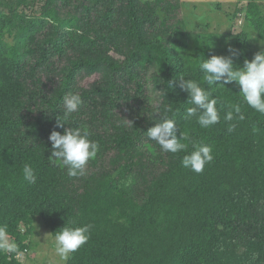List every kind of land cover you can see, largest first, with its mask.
I'll use <instances>...</instances> for the list:
<instances>
[{
    "label": "trees",
    "instance_id": "16d2710c",
    "mask_svg": "<svg viewBox=\"0 0 264 264\" xmlns=\"http://www.w3.org/2000/svg\"><path fill=\"white\" fill-rule=\"evenodd\" d=\"M5 2L0 225L17 248L0 251V264H22L18 254L29 247L36 217L54 236L67 222L92 225L66 264H264V114L243 103L236 82L213 85L218 110L239 103L245 119L225 121V109L219 123L201 128L196 116L186 118L192 105L176 83L183 75L207 89L204 59L233 48L234 64L243 67L264 50V1H247L239 32L196 34L179 0ZM73 92L83 103L57 127L63 98ZM165 107L178 139L183 132L190 138L177 153L146 134ZM69 127L99 144L82 176L69 177L49 159L51 132ZM192 142L212 148L214 159L201 173L181 163ZM25 164L36 183L24 179Z\"/></svg>",
    "mask_w": 264,
    "mask_h": 264
},
{
    "label": "clouds",
    "instance_id": "9594fccd",
    "mask_svg": "<svg viewBox=\"0 0 264 264\" xmlns=\"http://www.w3.org/2000/svg\"><path fill=\"white\" fill-rule=\"evenodd\" d=\"M264 44V43H262ZM229 55H212L204 59L199 67L203 73L202 80L208 88L206 89L200 81L185 78L181 75L176 82L179 88L188 93V103L191 107L185 110L186 118L197 117V123L201 128H209L220 122V111L226 110L225 121L234 119L244 120L241 104H220L218 110V98L212 95L213 85H225L236 82L239 86V94L244 104L260 114H264V50L257 52L251 60H245L243 67H236L234 58L238 52L229 48ZM175 85L170 84V87ZM83 103L78 92L70 93L63 98L62 116L57 120V127L69 124L72 114L77 112ZM171 108L165 107L163 114L157 111L158 119L154 127L147 131V137L155 141L164 152L177 153L187 148L185 143L190 138L182 133V139L177 137V126L174 119L167 113ZM236 125L230 124L228 130L234 131ZM49 140L52 145L50 160L60 161L61 167L67 170L69 177H77L85 174L86 166L90 159L95 158L99 151V144L89 139V133L80 127L66 128L61 134L52 131ZM214 159L211 146L203 143L192 142V151L182 158V166L195 173H201L206 164ZM23 177L29 183H36L37 177L30 164L22 168ZM92 225L66 226L55 233L54 252L59 260L66 262L71 255L85 245L90 239ZM16 244L9 239L6 226L0 225V251L15 252Z\"/></svg>",
    "mask_w": 264,
    "mask_h": 264
},
{
    "label": "rangeland",
    "instance_id": "374dc122",
    "mask_svg": "<svg viewBox=\"0 0 264 264\" xmlns=\"http://www.w3.org/2000/svg\"><path fill=\"white\" fill-rule=\"evenodd\" d=\"M182 3L190 34L201 31L239 32L244 20V10L248 0H179ZM264 1V0H258ZM11 2L0 5V10L8 12ZM22 10V9H21ZM31 14L34 10H25ZM9 41H13L8 36ZM95 76L86 77L84 85H89ZM29 247L18 254L22 264H64L54 252V235L40 217L35 218L32 233L27 240Z\"/></svg>",
    "mask_w": 264,
    "mask_h": 264
}]
</instances>
